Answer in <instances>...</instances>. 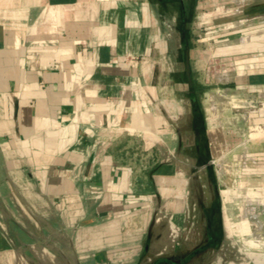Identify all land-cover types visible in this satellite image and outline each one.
Segmentation results:
<instances>
[{
    "label": "crops",
    "instance_id": "obj_1",
    "mask_svg": "<svg viewBox=\"0 0 264 264\" xmlns=\"http://www.w3.org/2000/svg\"><path fill=\"white\" fill-rule=\"evenodd\" d=\"M228 261L264 264V0H0V264Z\"/></svg>",
    "mask_w": 264,
    "mask_h": 264
},
{
    "label": "rangeland",
    "instance_id": "obj_2",
    "mask_svg": "<svg viewBox=\"0 0 264 264\" xmlns=\"http://www.w3.org/2000/svg\"><path fill=\"white\" fill-rule=\"evenodd\" d=\"M238 206L239 205H234V207H236V209L234 210V209H232L233 211H235V214L236 213H238L239 212V209H238ZM242 228L241 226H238V228ZM241 230V229H240ZM239 233V232H238ZM246 239H249L248 237L246 238V236L245 237H241L240 235H232L230 238H229V240H230V244L231 245H233L234 247L236 246V247H238V248H243L245 245H244V243L246 242L245 240ZM232 246V247H233ZM246 253V252H245ZM244 252L242 253V255L245 257V262H246V260H248V262H249V259H247L248 257H246L247 255L245 254ZM241 254V253H240ZM243 260V259H242Z\"/></svg>",
    "mask_w": 264,
    "mask_h": 264
},
{
    "label": "built area",
    "instance_id": "obj_3",
    "mask_svg": "<svg viewBox=\"0 0 264 264\" xmlns=\"http://www.w3.org/2000/svg\"><path fill=\"white\" fill-rule=\"evenodd\" d=\"M240 249V251L243 253V252H247V250H248V247H243V248H239ZM243 262H245V259H243L242 260V263ZM224 264H236V262H234V261H228V262H225Z\"/></svg>",
    "mask_w": 264,
    "mask_h": 264
},
{
    "label": "water",
    "instance_id": "obj_4",
    "mask_svg": "<svg viewBox=\"0 0 264 264\" xmlns=\"http://www.w3.org/2000/svg\"><path fill=\"white\" fill-rule=\"evenodd\" d=\"M187 72L190 75V63H189V55L187 57Z\"/></svg>",
    "mask_w": 264,
    "mask_h": 264
},
{
    "label": "bare ground",
    "instance_id": "obj_5",
    "mask_svg": "<svg viewBox=\"0 0 264 264\" xmlns=\"http://www.w3.org/2000/svg\"><path fill=\"white\" fill-rule=\"evenodd\" d=\"M256 214V213H255Z\"/></svg>",
    "mask_w": 264,
    "mask_h": 264
}]
</instances>
